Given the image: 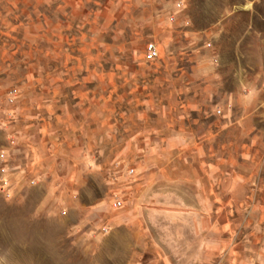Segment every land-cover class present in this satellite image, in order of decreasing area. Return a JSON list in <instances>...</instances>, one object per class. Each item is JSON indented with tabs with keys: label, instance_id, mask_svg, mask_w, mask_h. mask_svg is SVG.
Here are the masks:
<instances>
[{
	"label": "rangeland",
	"instance_id": "rangeland-1",
	"mask_svg": "<svg viewBox=\"0 0 264 264\" xmlns=\"http://www.w3.org/2000/svg\"><path fill=\"white\" fill-rule=\"evenodd\" d=\"M110 2L0 0V264H189L171 262L167 244L172 233L182 236L183 226L188 238L191 220L169 207L188 200L183 193L189 185L147 178L151 167L143 162L144 144L135 149L148 136L136 133L145 121L137 116L147 110L126 99L134 94L121 97L119 80L110 83L108 110L74 118L62 152L49 150L42 168L17 148L19 81L29 64L38 73L48 63L39 54L38 34L59 31L63 50L56 58L64 61L83 32L101 29L96 21ZM150 9L140 10L144 20L117 26L126 33L106 39L112 44L108 53L90 56L114 72L124 61L139 62L147 74L143 52L154 41L160 63H169L174 77L182 76L179 84L195 86L194 92L207 81L216 84L213 110H233V101L239 107V96L264 99V0H152ZM154 13L159 16L150 22ZM30 49L28 63L21 53ZM255 112L264 123L261 103ZM130 168L133 176L127 175ZM115 199L123 202L121 208H114ZM225 216L230 226L222 230H209L206 217V264H233L227 256L233 255V244L225 242L233 239V212ZM219 237L221 247L212 244Z\"/></svg>",
	"mask_w": 264,
	"mask_h": 264
},
{
	"label": "crops",
	"instance_id": "crops-1",
	"mask_svg": "<svg viewBox=\"0 0 264 264\" xmlns=\"http://www.w3.org/2000/svg\"><path fill=\"white\" fill-rule=\"evenodd\" d=\"M143 6L152 8V0H111L96 21L101 29L83 32L64 61L56 58L63 50L59 31L51 36L38 34L39 54L48 63L38 73L29 64L19 81L23 94L15 111L17 148L28 157V163L37 160L38 169L42 168L49 150L62 152L74 118L91 117L94 109L108 110L110 83L115 78L117 87L124 88L121 97L134 94L126 99L135 106L144 104L142 111L147 110L137 116L145 121L143 130L136 133L148 136L135 147L139 150L144 144L143 162L151 167L147 178L150 182L165 180L169 186L179 180L189 185L183 193L188 200L169 207L191 220L188 238L185 226L182 236L172 233L167 238L172 246L171 262L206 264V245L210 243L206 217L210 216L209 230H222L230 226L225 215L233 212V239L225 241L233 244V255L227 256L233 264H264V123H260L261 113L255 112L257 103L264 106V99L239 96V107L233 101V110H213L210 101L219 94L216 84L207 81L196 92L195 86L187 89L179 84L181 75L169 73L174 69L169 63H160V52L153 61L145 60L143 52V62L150 66L147 74L139 62L124 61L114 72L106 62L95 61L91 53H108L112 47L107 38L120 39L126 33L117 26L144 20L140 15ZM158 16L154 13L148 20L155 22ZM111 23L116 27L110 30ZM31 50L22 51V56H28L25 62H32ZM9 55L13 59L14 53ZM212 244L221 247L225 243L219 237Z\"/></svg>",
	"mask_w": 264,
	"mask_h": 264
},
{
	"label": "built area",
	"instance_id": "built-area-1",
	"mask_svg": "<svg viewBox=\"0 0 264 264\" xmlns=\"http://www.w3.org/2000/svg\"><path fill=\"white\" fill-rule=\"evenodd\" d=\"M159 57V51L156 47V45L154 43H148L145 47V51H144V58L147 61H153L156 60ZM13 93H15L14 91H12ZM134 169L130 168L127 170V175L128 176H133L134 175ZM113 206L114 208H121L123 206V202H121V200L115 199V201L113 202Z\"/></svg>",
	"mask_w": 264,
	"mask_h": 264
}]
</instances>
